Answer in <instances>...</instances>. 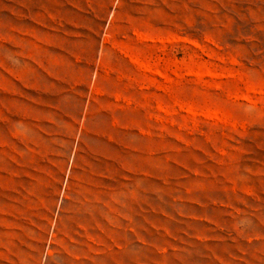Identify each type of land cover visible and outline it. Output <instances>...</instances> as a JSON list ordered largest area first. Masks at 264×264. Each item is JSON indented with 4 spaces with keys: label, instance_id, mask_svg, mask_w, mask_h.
Here are the masks:
<instances>
[{
    "label": "rangeland",
    "instance_id": "obj_1",
    "mask_svg": "<svg viewBox=\"0 0 264 264\" xmlns=\"http://www.w3.org/2000/svg\"><path fill=\"white\" fill-rule=\"evenodd\" d=\"M0 264H264V0H0Z\"/></svg>",
    "mask_w": 264,
    "mask_h": 264
}]
</instances>
